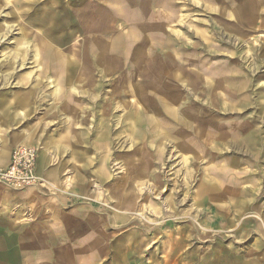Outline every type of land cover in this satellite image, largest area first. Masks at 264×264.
<instances>
[{
    "label": "rangeland",
    "instance_id": "1",
    "mask_svg": "<svg viewBox=\"0 0 264 264\" xmlns=\"http://www.w3.org/2000/svg\"><path fill=\"white\" fill-rule=\"evenodd\" d=\"M23 103L30 147L81 143L50 149L54 190L0 184V264H264V0H0V109ZM90 201L129 220L69 254Z\"/></svg>",
    "mask_w": 264,
    "mask_h": 264
},
{
    "label": "crops",
    "instance_id": "2",
    "mask_svg": "<svg viewBox=\"0 0 264 264\" xmlns=\"http://www.w3.org/2000/svg\"><path fill=\"white\" fill-rule=\"evenodd\" d=\"M22 106H25V104L24 103L20 104L17 107V109H13L12 111H10L8 115V119H7V115L5 113L4 108L2 107L0 109V128H3L5 130L3 133V136L0 137V160L3 161L6 165L10 161L12 151L16 147H18L17 145L30 146L34 142L37 143V140H39V137H41V135H39L37 131L32 130L33 127L31 125L25 126L24 128H21V129L18 128L19 125L20 124L22 125L23 121H25L24 119H26V110H25V107H22ZM7 137L9 138L10 142L9 141L7 142L8 140ZM55 142H61V143L75 142V143L80 144L81 135H76V133L72 134V133H69L68 130H66L62 134L58 135V137L54 140V143L52 146L46 145L45 147H42V148L39 147L40 150L38 153L36 173L43 180L44 182L43 184L48 185L52 190L56 188L55 184L57 183V180H58V171L57 169H50L51 159L48 154H49V151H51L50 149L52 150L55 149L54 146L58 144ZM57 150L58 149H56V152ZM64 151L66 152V150ZM91 162H92V159H91ZM91 162H87L88 164L84 167L83 166L80 167L79 170L82 173V176L84 174L86 175L89 173L90 176H94L95 178L87 182L86 179H83L81 177L79 184L77 185H74L72 181L69 179L66 180L64 182V186L67 189L70 188L69 189L70 194L72 190L73 192L75 191L78 194H83V191H84V194H87L91 190V184L93 180H95L98 176L97 174L98 169L97 167L92 168ZM52 182L55 184H52ZM67 182L69 183V185L66 184ZM34 194H35V191H33V196H32L33 201L36 198ZM60 201H61L62 206H66V203L69 202L68 191L64 193L63 195H61ZM31 204L33 203L31 202ZM79 205L80 207L77 213L75 214L76 215L75 225L72 227H69L68 224L64 222L60 226L62 230L61 236L65 237L69 241L67 252L72 255L78 254L80 256L83 253V252L81 253V250L83 248V243H81V241L82 242L85 241L86 242L85 244H87L88 240H89V243L86 246V248H88L87 253L96 254L94 253V251L97 252V245H98L97 240H98L99 229L100 231H103L104 227L108 230L109 228L113 229L112 226L114 224H119V223L125 224L126 221L129 220V216H127V214L125 215V213H121L120 216H118L117 214L114 216V218H111L108 215L109 212H107V210L105 211L101 208L99 209L98 203L96 201H93V202L90 201L89 203H84V204L79 203ZM33 208L35 209L36 207L33 206ZM46 211L47 213L49 212V210H46ZM99 213H100V217H99ZM98 218L100 222L103 223V226L100 228L97 225V223L99 222ZM83 238L85 239L83 240ZM61 249L63 248L61 247ZM79 258L73 261L74 262L78 261Z\"/></svg>",
    "mask_w": 264,
    "mask_h": 264
},
{
    "label": "built area",
    "instance_id": "3",
    "mask_svg": "<svg viewBox=\"0 0 264 264\" xmlns=\"http://www.w3.org/2000/svg\"><path fill=\"white\" fill-rule=\"evenodd\" d=\"M38 150L29 146L16 147L9 163L0 171V184L17 190L30 188L36 180Z\"/></svg>",
    "mask_w": 264,
    "mask_h": 264
},
{
    "label": "bare ground",
    "instance_id": "4",
    "mask_svg": "<svg viewBox=\"0 0 264 264\" xmlns=\"http://www.w3.org/2000/svg\"><path fill=\"white\" fill-rule=\"evenodd\" d=\"M107 47H111V45H107ZM105 49H107L106 47H105ZM4 129L3 128H0V137L1 136H3V133H4ZM18 146H27V145H18ZM30 147V146H29ZM38 150V153H39V149H37ZM38 153H37V160H38ZM99 173V176H100V178H101V180L102 181H107V179H108V177L110 176L109 175V172H108V170L107 169H102L101 171H99L98 172ZM36 180L38 181V182H40V183H42L41 182V179L39 178V176L37 175V173H36ZM255 189L254 188H252V189H243L242 190V194L243 195H245V194H249V193H251L252 191H254ZM234 194H236L237 195V193L236 192H234ZM217 196V195H216ZM219 197V196H218ZM228 200V199H227ZM136 201V197L135 198H132V202H135ZM135 204H132L131 206H134ZM130 206V207H131ZM122 218H124V217H122ZM226 223V222H225ZM230 223H233V222H230ZM253 223H255V221H253ZM224 225V224H223ZM263 225H264V222H263ZM238 230V229H237ZM192 236V235H191Z\"/></svg>",
    "mask_w": 264,
    "mask_h": 264
}]
</instances>
